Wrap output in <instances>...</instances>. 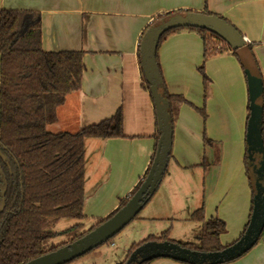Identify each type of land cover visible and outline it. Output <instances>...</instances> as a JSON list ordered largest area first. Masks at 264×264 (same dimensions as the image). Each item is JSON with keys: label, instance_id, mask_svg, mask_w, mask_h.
<instances>
[{"label": "crops", "instance_id": "obj_1", "mask_svg": "<svg viewBox=\"0 0 264 264\" xmlns=\"http://www.w3.org/2000/svg\"><path fill=\"white\" fill-rule=\"evenodd\" d=\"M2 9L39 12L43 50L83 51L81 86L57 106L56 118L48 126L58 124L59 132L74 133L122 110L123 136L86 140L85 218L81 222L91 226L130 196L156 152L157 117L138 51L144 30L158 16L187 10L225 18L245 38L242 54L253 58L264 85V0H0ZM204 54L203 39L193 29H177L159 43L157 61L166 91L184 102L173 104V142L166 173L141 212L117 236L129 226L132 233L140 225H164L170 220L198 224L192 214L204 207L205 220L225 222L220 242L229 245L250 220L253 189L245 162L247 76L236 53L227 51L207 59ZM205 139L212 143L205 144ZM186 185L202 196L195 205L186 192L188 203L193 204L188 214L184 207L169 204ZM174 229L173 225L172 233ZM117 236L67 264H120L137 242L129 234L118 248ZM149 264L189 263L162 257ZM223 264H264V231L247 253Z\"/></svg>", "mask_w": 264, "mask_h": 264}, {"label": "trees", "instance_id": "obj_2", "mask_svg": "<svg viewBox=\"0 0 264 264\" xmlns=\"http://www.w3.org/2000/svg\"><path fill=\"white\" fill-rule=\"evenodd\" d=\"M184 28L196 30L201 35L205 59L227 51L235 53L214 33L195 27ZM177 29L183 28L170 30L161 41ZM138 54L142 70L140 45ZM0 58V141L4 145H0V264H25L80 238L111 217L139 189L155 155L143 180L115 211L68 241L51 243L59 235L53 226L60 220L85 218L86 140L123 136L122 110L74 133L48 129V124L56 118L57 106L65 101L67 94L81 86L83 51L43 50L41 14L37 11L0 10ZM142 75L149 90L143 72ZM167 95L174 124V101L181 103L184 99ZM210 143V139H205V144ZM245 162L248 172L247 153ZM208 165L205 163V167ZM192 218L202 223V232L196 235L200 246L189 243L186 247L218 251L228 246L220 242V235L226 230L223 220H205L204 207L197 209ZM78 226L62 233L69 234ZM169 234L170 229L134 243L120 264H125L130 254L147 241H173Z\"/></svg>", "mask_w": 264, "mask_h": 264}, {"label": "water", "instance_id": "obj_3", "mask_svg": "<svg viewBox=\"0 0 264 264\" xmlns=\"http://www.w3.org/2000/svg\"><path fill=\"white\" fill-rule=\"evenodd\" d=\"M195 27L223 39L239 56L249 88V117L246 144L248 174L251 181L253 208L244 233L232 244L218 251H200L169 240L147 241L137 247L125 264H143L157 258H171L189 264H223L233 261L253 248L264 231V85L251 56L242 54L246 40L228 20L199 11H175L154 21L140 42L142 72L154 102L159 138L154 160L139 189L111 217L80 238L25 264H66L103 245L121 232L157 191L169 164L173 142L170 100L157 61L162 37L172 29ZM0 145L4 147L0 141Z\"/></svg>", "mask_w": 264, "mask_h": 264}, {"label": "rangeland", "instance_id": "obj_4", "mask_svg": "<svg viewBox=\"0 0 264 264\" xmlns=\"http://www.w3.org/2000/svg\"><path fill=\"white\" fill-rule=\"evenodd\" d=\"M60 128L61 127L58 124H51L50 126H48V129L51 132H59V130H61ZM191 188L192 187H189L186 185L183 188V190L178 194L177 200L175 201L174 197H172L169 200V204L171 206H175V204H176L180 208H181V206L184 207L186 210V214H188L189 206H192L193 204L199 205L201 203V200H202V196L195 193V191L192 192ZM179 190H181V189H179ZM186 192L191 194L190 198L194 201V203L192 205H190L191 203H188V201H187V198L185 195ZM193 195L195 196V198ZM176 214H178V213H176ZM77 224H79V226L73 232H71L69 234H63L62 233L64 230H66V229H68L74 225H77ZM92 224L93 223H91V222L82 223L81 220L63 218L62 220H60V222L58 224L53 226V230L58 231L59 235L57 237H55L51 241V243L58 244V243H61L63 241H68L69 239L73 238L74 235H77L81 232L89 230L92 227L91 226ZM173 225H174L175 229L172 233L171 230H172ZM131 227L132 226H129L119 236L115 235V237L117 236L118 238H116L114 240V243L117 244L118 248H119V246H121L122 240L124 239V237H126L129 234L131 236V239H133V241L135 240L138 243V242L142 241V238L147 237L150 233H154L155 235H161L164 231H166L168 229H170L169 238L171 240H173V241H175L181 245H184V246L189 244V243L190 244L194 243L195 246H200V242L197 239L196 235L198 233L202 232V223L190 224V223H185L184 221L182 223H180V222L176 223L175 221L170 220V221H168V223H166L164 225H155V226L152 224H147L146 226L140 225L132 233H130ZM115 237H113L112 239H114ZM132 243L133 242L131 241V244ZM107 249H114V247L109 246V248H107ZM86 261H88V260H86ZM83 263H86V262H80V264H83Z\"/></svg>", "mask_w": 264, "mask_h": 264}]
</instances>
